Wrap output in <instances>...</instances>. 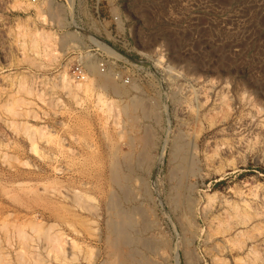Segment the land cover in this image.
I'll return each mask as SVG.
<instances>
[{"label": "rangeland", "instance_id": "374dc122", "mask_svg": "<svg viewBox=\"0 0 264 264\" xmlns=\"http://www.w3.org/2000/svg\"><path fill=\"white\" fill-rule=\"evenodd\" d=\"M112 198L169 264H264V0H0V264H105Z\"/></svg>", "mask_w": 264, "mask_h": 264}, {"label": "bare ground", "instance_id": "6f19581e", "mask_svg": "<svg viewBox=\"0 0 264 264\" xmlns=\"http://www.w3.org/2000/svg\"><path fill=\"white\" fill-rule=\"evenodd\" d=\"M54 13H56V12H53V16H54V18L56 19V21L58 23V20H59L58 19V16L56 14V16H57V18H56L55 15H54ZM58 24L60 25V23H58ZM70 24L74 25L73 22L72 23L70 22ZM66 25H68V24H66ZM71 39H73L72 36L70 37V35L69 36L65 35L64 38H63V42L66 43L67 41H71ZM90 39L92 40V38H90ZM99 45L102 46V44H99ZM83 63H84V66H85L88 74L93 77V79H94V85H95L96 89L100 90V92L110 91L111 93L116 94V95H125V94H127L126 87H123L122 85L120 86V85L116 84L115 79L110 76L111 74L109 72H107V73L104 74L103 72L101 73V71H98L97 68H96V64L93 61H91L89 58H86V60H84ZM90 80H92V79H90ZM131 88L133 90L134 86H131L130 89ZM144 108H145V106H144L143 103L140 102V100L139 101L138 100H132V101H130L129 104H127L124 107L123 113H124L125 116H128L129 117V120H133L132 114H134V112H136V110H139V109H140L139 111L142 110V113H143V110H145ZM146 118H148V117H146ZM126 122H128V121H126ZM130 123H131V121H130ZM102 136H104V135H102ZM138 137H140V136H138ZM139 140L144 145L147 144V138H145V136L144 137H141ZM124 143H125V141H124ZM110 153H111V151H110ZM144 159L147 160L146 158H144ZM114 161H116V160H114ZM116 164L115 163H110V165H109L110 182L114 186L122 187L124 176L122 177L123 178L122 179L121 178V175L122 174L121 175L119 174L120 173L119 172V169H118L119 167ZM181 179H182V177H181ZM113 200L114 199L112 198V200L110 201L109 206H108L109 211H110V215H111V220L108 222L107 225H105L108 228L107 231H106L107 234H106V238H105V246H106V249H107V253L106 254L108 256V258H107L108 260H107V262L105 264H169L168 263V259L164 255V253H160L161 251H160V248L159 247H161V246H156V245H158L157 243H156V245H154V244L149 243L147 240H146L147 242H143L145 240L141 241L140 239H138V237H136V239L135 238H133V239L130 238L129 234L126 233V232L128 231L127 230L128 228L130 229V227L134 225V222L132 220L133 218L131 216H128L125 212L124 213L119 212L118 211L119 209L117 208V206L115 204V201H113ZM143 232H145V231H143ZM138 243L143 248L142 250H144V252H145L144 254H142L143 252L141 253V251L139 252L136 249V248H138V247H136ZM160 244H162V243H159V245ZM162 247L165 248L166 246L165 247L162 246ZM184 250H185L184 251V257H188L187 260H186V262H189L190 259H191V257H192V254H191L190 251H188L186 249H184ZM163 251L164 250H162V252ZM168 252H170V251H168ZM153 255H154V257H153ZM150 256H152L153 258H151ZM170 257H172V256H170ZM172 258H173V261H172L173 264H180L179 255H178V253H177L176 250H175V252H173V257ZM237 261L238 260L235 261V264H236Z\"/></svg>", "mask_w": 264, "mask_h": 264}, {"label": "built area", "instance_id": "2783aa9c", "mask_svg": "<svg viewBox=\"0 0 264 264\" xmlns=\"http://www.w3.org/2000/svg\"><path fill=\"white\" fill-rule=\"evenodd\" d=\"M80 66L81 65H79V68H77L76 69V73H74V78L76 79V80H82L83 79V74H84V72H83V70L80 68Z\"/></svg>", "mask_w": 264, "mask_h": 264}]
</instances>
